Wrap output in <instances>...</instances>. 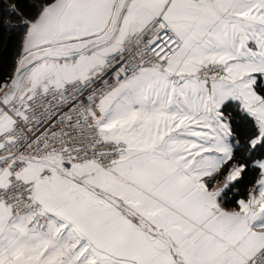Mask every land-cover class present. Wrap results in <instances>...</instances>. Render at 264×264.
<instances>
[{"label":"snow or ice","instance_id":"snow-or-ice-1","mask_svg":"<svg viewBox=\"0 0 264 264\" xmlns=\"http://www.w3.org/2000/svg\"><path fill=\"white\" fill-rule=\"evenodd\" d=\"M0 264H264V0H0Z\"/></svg>","mask_w":264,"mask_h":264}]
</instances>
